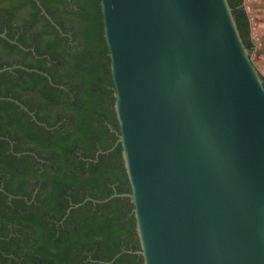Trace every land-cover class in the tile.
Segmentation results:
<instances>
[{
	"label": "water",
	"instance_id": "obj_1",
	"mask_svg": "<svg viewBox=\"0 0 264 264\" xmlns=\"http://www.w3.org/2000/svg\"><path fill=\"white\" fill-rule=\"evenodd\" d=\"M100 3L132 190L104 200L132 198L142 264H264V78L230 1Z\"/></svg>",
	"mask_w": 264,
	"mask_h": 264
},
{
	"label": "trees",
	"instance_id": "obj_2",
	"mask_svg": "<svg viewBox=\"0 0 264 264\" xmlns=\"http://www.w3.org/2000/svg\"><path fill=\"white\" fill-rule=\"evenodd\" d=\"M39 1L0 0V96L35 114L0 99V264H142L132 198L104 200L132 190L100 0Z\"/></svg>",
	"mask_w": 264,
	"mask_h": 264
},
{
	"label": "crops",
	"instance_id": "obj_3",
	"mask_svg": "<svg viewBox=\"0 0 264 264\" xmlns=\"http://www.w3.org/2000/svg\"><path fill=\"white\" fill-rule=\"evenodd\" d=\"M245 2L250 14L251 35L255 43L252 57L264 75V0H245Z\"/></svg>",
	"mask_w": 264,
	"mask_h": 264
},
{
	"label": "rangeland",
	"instance_id": "obj_4",
	"mask_svg": "<svg viewBox=\"0 0 264 264\" xmlns=\"http://www.w3.org/2000/svg\"><path fill=\"white\" fill-rule=\"evenodd\" d=\"M253 55H254V53H253ZM256 59H257V56H256Z\"/></svg>",
	"mask_w": 264,
	"mask_h": 264
}]
</instances>
